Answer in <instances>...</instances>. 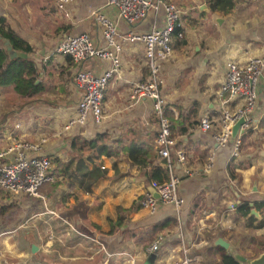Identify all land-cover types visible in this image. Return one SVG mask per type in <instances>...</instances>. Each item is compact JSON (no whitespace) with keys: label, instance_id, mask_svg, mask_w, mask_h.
Here are the masks:
<instances>
[{"label":"crops","instance_id":"0c3cea01","mask_svg":"<svg viewBox=\"0 0 264 264\" xmlns=\"http://www.w3.org/2000/svg\"><path fill=\"white\" fill-rule=\"evenodd\" d=\"M165 1L182 10L179 25L183 32L182 38L174 43L171 57L162 65L160 85L163 102L173 114L175 145L169 156L171 169L167 168V159L160 156L155 142L158 122L151 101L134 104L130 98L132 86L148 75L144 44L121 41L118 74L110 78L104 91L103 120L95 123L88 119L85 124H74L67 129L65 124L76 116L80 96L74 75L79 70L98 75L110 62L99 58L77 62L70 55L57 52L63 38L82 33L88 34L93 44L104 46L102 28L90 16L91 10H100L111 20L117 27V36L142 34L163 26L162 11L151 10L145 18L130 23L119 19L116 8L106 5V0H70L63 9L54 0H0V17L30 45L28 57L34 61L39 80L45 84L41 97L29 101L35 98L50 107L54 106L53 101L57 104L50 108L56 113L50 115L51 120L45 122L47 127H43L39 118L32 116L36 111L31 102L15 94L11 87L0 88V149L18 140L34 142L45 138L41 154L51 160L53 169L55 158L67 162V179L55 174V182H59L56 188L50 190V184L55 182L44 185L41 197L14 198L4 192L8 199L0 200L2 206L13 198L23 208L25 200H31L32 205L37 204L42 210L40 214L47 217L40 220L39 227L33 228L31 239L21 238L19 251L5 249L8 242L0 238V245H5L0 248V264L51 262L43 256V248L54 251L51 242L37 241L36 234L40 235L42 227L56 237L67 239L63 245L67 249V264H145L151 253L149 246L158 236L162 237L161 249L153 264H175L181 256L180 231L195 264L219 259L220 253L213 255L209 251L212 246L229 252L214 244L217 237L229 242L233 247L231 253L254 255L251 246L260 242L264 234V226L253 227L263 218V205L259 208L255 205L264 203L261 154L264 152V77L247 124L237 136L240 143L236 153L234 141L221 146L214 135L221 126L222 110H235L244 103L239 97L225 102L227 93L222 87L227 63L245 65L253 58L264 56V0H238L227 14L210 12L207 0ZM0 40L3 44V39ZM5 89H11L13 96L21 99L22 106L6 110L9 105L1 101L5 99ZM203 116L212 123L207 131L199 125ZM93 140V148L85 143ZM133 145L149 152L146 166L129 159L126 149ZM176 150L184 153L183 161L177 159ZM63 152L67 153L66 157L62 156ZM78 163L89 169L98 166L103 172L89 191L69 176ZM160 167L179 180L177 191L184 205L178 218L170 205L158 204L152 212L139 204V199L152 188V169ZM63 182L67 192L59 191ZM246 201L259 217L249 215L250 212L243 217L236 211ZM52 203H59V208L67 210V217L60 213L57 220H50L47 213H59L53 211L56 207ZM251 216L255 221L249 223ZM253 239L256 241L251 242ZM257 247L264 250L263 243H257Z\"/></svg>","mask_w":264,"mask_h":264},{"label":"built area","instance_id":"2783aa9c","mask_svg":"<svg viewBox=\"0 0 264 264\" xmlns=\"http://www.w3.org/2000/svg\"><path fill=\"white\" fill-rule=\"evenodd\" d=\"M59 9L70 0H54ZM209 0H207L208 2ZM106 5L116 8L118 18L126 22H137L145 18L151 10L164 13L165 24L161 27H153L146 33H129L117 36L116 25L100 10H91L90 16L96 18L102 28L104 46L93 44L88 34L67 35L63 38L57 52L70 55L74 61L80 62L88 58H99L110 62L102 73L94 75L90 71L79 70L74 75V81L80 92L77 102V113L74 118L65 124V128L74 124H85L88 119L95 123L103 120V98L105 87L114 74L119 71V54L121 51V41L141 42L144 44L147 66L149 68L147 78L141 82H136L130 91V98L133 103L149 100L152 103L153 112L158 122V133L156 145L159 154L167 159V168L171 169L169 156L174 148L175 139L171 137L170 121L165 114V104L161 97L160 85L162 79V65L167 61L173 52L175 26L179 25L182 10L173 3L165 0H106ZM180 26V25H179ZM182 30L176 35L182 38ZM264 77V56H258L248 61L245 65L236 62L227 63L226 78L222 90L227 93L225 102L229 99L239 97L243 100V105L235 110L224 108L221 113V126L219 132L214 135L215 141L226 146L230 140L232 125L240 117L247 116L254 107L258 94L260 80ZM200 127L207 131L211 129L212 123L207 116H203L199 121ZM238 136V135H237ZM42 138L38 141L18 140L5 149H0V190L8 192L14 198L20 196L41 197V188L55 182L51 160L41 154L43 143ZM240 143V138L234 140L233 152L236 153ZM175 155L179 161H183L185 156L181 150H176ZM170 171V170H169ZM178 178L170 174L168 182L159 185L151 182L152 189L159 194V199L146 192L140 199L139 204L154 212L158 204L170 205L175 209L176 216L180 215L184 200L178 195ZM50 220H57L56 213L50 214ZM180 238V262L175 264H195L188 254L182 232ZM162 237L158 236L149 246L151 253H157L161 249Z\"/></svg>","mask_w":264,"mask_h":264},{"label":"trees","instance_id":"16d2710c","mask_svg":"<svg viewBox=\"0 0 264 264\" xmlns=\"http://www.w3.org/2000/svg\"><path fill=\"white\" fill-rule=\"evenodd\" d=\"M236 1L238 0H209L208 7L210 12L217 11L222 14L229 13L235 6ZM181 31V27L177 24L173 31L174 43L179 41L176 35ZM0 39L8 40L12 49L18 52H24L27 54L26 58L16 57L10 58L7 50L5 49L4 45L2 44V40H0V88L11 87L13 92L19 96L25 97L30 100L33 97L38 96L45 90V84L42 80H39V72L36 68L34 61L28 57L31 53L30 45L22 39L13 29L7 26L4 17H0ZM148 67V66H147ZM149 70V68H148ZM38 81V83H35ZM165 114L170 121V129H171V137L172 135V117L173 114L169 111L165 106ZM245 134L241 135V139L245 138ZM157 136V135H156ZM174 138V137H173ZM90 147H95V140L85 142ZM127 155L129 159L139 165V166H146L148 163V158H150L149 152L142 148L141 146L133 145L129 146L126 149ZM154 156V154H153ZM55 164V174L56 175H63L65 179H67V162L61 163L58 158L52 160ZM82 163V161H81ZM166 168H153L152 174L150 177L151 182H156L159 185H162L168 182L170 176ZM231 171V170H230ZM103 172L99 169L98 166H93L90 169L85 167L83 164L78 163L74 170L69 174L71 179H74L75 183L79 185L83 190L89 191L90 186L100 177H102ZM231 176H234L233 172L231 171ZM59 182H55L53 184L47 185L50 186V190L56 188V185ZM263 205V218L258 220L253 227H263L264 226V203L256 204V207H262ZM7 206H1L0 208V218L4 217ZM236 211L243 217L248 216L250 212V207L248 206L247 201L240 204ZM255 221V218L251 216L248 218V222L252 223ZM218 238V237H217ZM260 242H253L256 245L251 246L252 250L254 251V255L251 257H244L254 259L257 258L264 250L257 247V243L264 244V234L260 237ZM216 239V238H215ZM256 241V240H251ZM262 250V251H261ZM209 251L215 255L216 253H220L219 259L215 258L216 261L212 258L211 262L204 261V264H240L237 261L231 252H222L219 251L216 247L212 246ZM204 258L207 259L208 252L207 250L204 252ZM250 256V255H249Z\"/></svg>","mask_w":264,"mask_h":264},{"label":"rangeland","instance_id":"374dc122","mask_svg":"<svg viewBox=\"0 0 264 264\" xmlns=\"http://www.w3.org/2000/svg\"><path fill=\"white\" fill-rule=\"evenodd\" d=\"M51 88V87H49ZM5 94V99H2L1 101L4 103L3 105H9L6 110H9L10 108H19V106H22L21 99H16L18 97H14L11 89H5L4 90ZM258 96V94H257ZM41 95L39 94L35 98H39ZM32 99L29 101L27 98L24 99L25 101L31 102L30 104H33L32 107H34V110L36 111L34 115L38 119L39 125L43 127H47L45 122L51 120V116L55 112V109L51 111L50 108L56 107V101H53L54 106L50 107L49 105L47 106L45 101L42 100H37V99ZM52 102V101H51ZM11 114V113H10ZM14 116V115H13ZM14 118V117H12ZM11 118V119H12ZM13 122V121H12ZM17 122V119L15 120ZM10 126V125H9ZM62 156L66 157L67 153L63 152ZM63 186L59 191H64L67 192V187L64 186L65 182L62 184ZM59 194H61L59 192ZM4 198L7 200L8 196L4 194V191L0 190V200H4ZM7 208L5 209V215L4 217L0 218V225L2 228H0V238L6 239L8 247L5 248V245H0L1 247H4L7 250H10L11 248L16 249L19 251V246L21 241V238L23 239H31L33 237V231L35 227H39V222L40 220H43L42 218L47 217L45 214L41 215L39 210V207L37 204L32 205L31 200H25L24 207L21 208L19 207L20 202L18 203L15 201V199H11V201L5 203ZM53 207L55 206L56 208L53 209V211H58L59 213H56L57 216H60L59 214L61 213L63 216L67 217V210H64L63 208H59V203H52L51 204ZM2 206V201H0V208ZM48 214V218L50 216V213ZM41 215V216H40ZM34 222V223H32ZM27 232L28 234H26ZM61 231L57 230V233H60ZM37 241L39 244H46L51 242L52 246L51 249L53 248L54 251L51 252L48 249L50 247L43 248L45 253H43L44 258H48L49 261L48 264H67V249L63 248V245L67 244V239L64 236L60 235L58 237L54 236L53 232H51L49 229H42L40 230V235L36 234ZM39 237V238H38ZM157 237V236H156ZM154 241V240H153ZM180 241V240H179ZM10 242H13L11 244ZM53 253H57L58 255H54ZM55 260V262L53 261Z\"/></svg>","mask_w":264,"mask_h":264},{"label":"water","instance_id":"95a60500","mask_svg":"<svg viewBox=\"0 0 264 264\" xmlns=\"http://www.w3.org/2000/svg\"><path fill=\"white\" fill-rule=\"evenodd\" d=\"M202 8H206V6H203ZM3 45L5 46V49L7 50L10 58H16V57L26 58L27 57L26 53L16 52L15 50H13L8 40H3ZM35 83H38V81H36ZM246 124H247V121L245 117L242 116L237 119V121L232 125V128H231V134H230L231 142L234 141L235 137H237V135H239L243 131L241 127ZM261 154L264 156V152H261ZM150 193L152 194L154 198L156 199L160 198L159 194L157 193L155 189L151 188ZM237 204H233V205L236 206ZM249 215H255L256 217H259V214L254 209L250 210ZM214 244L228 250L229 252L233 251V247L229 244V242L225 241L221 237H218L214 241ZM35 250H36V247L35 245H33L32 251L34 252ZM233 255L237 261L245 263V264H264V252H262L257 258H254V259L246 258L242 256L241 254H238L235 252H233ZM156 257H157L156 253H149L145 260V264H153Z\"/></svg>","mask_w":264,"mask_h":264}]
</instances>
